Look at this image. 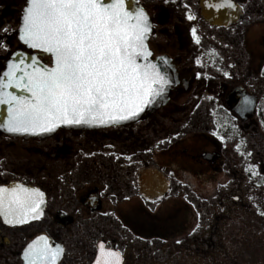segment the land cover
<instances>
[{
  "label": "flooded vegetation",
  "instance_id": "1",
  "mask_svg": "<svg viewBox=\"0 0 264 264\" xmlns=\"http://www.w3.org/2000/svg\"><path fill=\"white\" fill-rule=\"evenodd\" d=\"M220 2L138 0L153 25L147 41L151 59L172 80L145 117L93 129L59 128L43 136L0 130V187L23 184L45 194L41 219L10 226L0 217L1 264H24L22 249L39 235L63 246L59 264H93L101 242L121 253L122 264H147L149 253L163 252L164 242L176 235V215L169 210L202 196L223 169L227 144L212 134L214 121L237 119L240 143L243 130L251 129L264 147V0L209 7ZM25 6L26 0H0V41L7 47L0 48V74L13 53L36 54L18 39ZM37 54L50 65L49 56ZM239 88L246 95L233 101ZM231 102L251 103L252 115L246 108L237 112ZM254 161L264 174V151L258 150ZM195 180L201 190L192 188ZM203 195L209 198L211 192ZM230 196L220 208L239 207V196Z\"/></svg>",
  "mask_w": 264,
  "mask_h": 264
},
{
  "label": "snow or ice",
  "instance_id": "2",
  "mask_svg": "<svg viewBox=\"0 0 264 264\" xmlns=\"http://www.w3.org/2000/svg\"><path fill=\"white\" fill-rule=\"evenodd\" d=\"M209 7L237 5L221 0ZM152 29L138 0H26L18 39L34 53L49 56L50 66L36 54H12L0 74V106L6 107L0 128L42 135L61 126H115L136 120L172 83L151 59L147 41ZM192 35L199 44L195 28ZM0 48L7 50L3 41ZM44 205L45 194L38 188L0 187V217L7 225L41 219ZM99 251L96 264H122L121 253L106 249L103 242ZM63 252L62 246L40 236L27 245L22 258L24 264H58Z\"/></svg>",
  "mask_w": 264,
  "mask_h": 264
},
{
  "label": "rangeland",
  "instance_id": "3",
  "mask_svg": "<svg viewBox=\"0 0 264 264\" xmlns=\"http://www.w3.org/2000/svg\"><path fill=\"white\" fill-rule=\"evenodd\" d=\"M236 122L233 117L226 124L214 121L216 133L211 130L212 134L227 146L223 169L203 192L211 195L196 196L174 204V212L166 211L176 215L172 226L176 235L164 242L163 252L154 248L147 264H264V174L254 163L256 152L264 147L255 142L251 129L243 130L240 143ZM193 183L192 188L201 190L197 180ZM230 194L239 196V207L226 210L228 203L220 208V201ZM163 228L170 231L171 225L164 223Z\"/></svg>",
  "mask_w": 264,
  "mask_h": 264
},
{
  "label": "water",
  "instance_id": "4",
  "mask_svg": "<svg viewBox=\"0 0 264 264\" xmlns=\"http://www.w3.org/2000/svg\"><path fill=\"white\" fill-rule=\"evenodd\" d=\"M139 6L141 7V5H139ZM147 43H148V42H147ZM19 52H21V51H19ZM21 53H24V52H21ZM36 55H38V54L36 53ZM44 55H46V54H44ZM12 58H13V56H11L10 59H12ZM10 59H9V60H10ZM9 60H8V61H9ZM7 63H8V62H7ZM157 63H159V62H157ZM49 66H50V65H49ZM5 70H6V69H5ZM5 70H4V71H5ZM244 94L246 95V92H245L244 90H242L241 88H239V89H237V90L235 91V93L231 96V99H233V101H236V100H237V97L239 98V96H242V95H244ZM159 104H160V103L156 102V103L153 104L152 106L146 108L145 111H144L143 113H141L140 116H139L136 120H129V121H126V122H122V123L119 124V125H123V124H127V123H129V122L137 121V120H139V119L145 117L146 114H148V112H150L151 110H153L154 108H156ZM231 106H232V108H233L234 110H236L237 112H238L239 108H246V109L249 111L250 116L252 115L253 105H252L251 103H249L248 105H246V103L241 105V104H236V103L231 102ZM5 119H6V107H4V106H0V122H3ZM100 127H105V126H100ZM100 127H87V126H61L60 128H63V129H74V130H79V129H93V128H100ZM58 129H59V128H58ZM0 130L4 131L5 133H8V134H14V135H19V136H43V135H45V134H42V135H26V134L9 133V132H7L4 128H0ZM40 236H45V235H39V236L35 237L34 239H32L29 243H31L32 241L36 240V239H37L38 237H40ZM46 237H47V236H46ZM49 242H50L53 246L60 245V244L55 243V241H53V240L50 239V238H49ZM29 243H27V244L25 245V247L22 249V253H21V259H22V260H23V258H22V257H23V250L27 247V245H28ZM60 246H62V245H60ZM62 248H63V246H62ZM63 253H64V252H63ZM63 253H62L60 259L58 260V264L61 262V260H62V258H63ZM99 254H100V252H99ZM98 256H99V255H98ZM97 258H98V257H97ZM23 263H24V261H23ZM93 264H96V260H95V262H94Z\"/></svg>",
  "mask_w": 264,
  "mask_h": 264
},
{
  "label": "trees",
  "instance_id": "5",
  "mask_svg": "<svg viewBox=\"0 0 264 264\" xmlns=\"http://www.w3.org/2000/svg\"><path fill=\"white\" fill-rule=\"evenodd\" d=\"M256 200H260V198L256 199Z\"/></svg>",
  "mask_w": 264,
  "mask_h": 264
}]
</instances>
